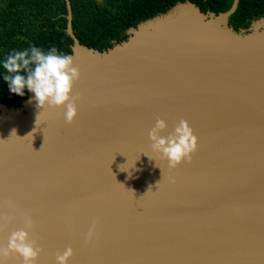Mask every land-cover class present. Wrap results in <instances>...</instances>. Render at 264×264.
<instances>
[{"label": "water", "instance_id": "water-1", "mask_svg": "<svg viewBox=\"0 0 264 264\" xmlns=\"http://www.w3.org/2000/svg\"><path fill=\"white\" fill-rule=\"evenodd\" d=\"M238 1L215 15L185 0L98 52L79 44L65 0L77 116L40 110L29 91L0 104V214L16 208L0 246L31 216L36 264L68 247V264H264V18L235 32ZM158 118L162 136L189 123L191 162L170 168L151 150Z\"/></svg>", "mask_w": 264, "mask_h": 264}, {"label": "trees", "instance_id": "trees-1", "mask_svg": "<svg viewBox=\"0 0 264 264\" xmlns=\"http://www.w3.org/2000/svg\"><path fill=\"white\" fill-rule=\"evenodd\" d=\"M202 13L227 12L234 0H189ZM71 30L79 44L103 52L126 41L129 31L139 24L169 13L185 0H69ZM65 0H0V62L13 50L32 46L43 51L56 47L71 54L73 41L66 32ZM264 18V0H239L229 17L235 31L248 30ZM0 67V104L18 108L27 99L28 90L19 96L9 91Z\"/></svg>", "mask_w": 264, "mask_h": 264}, {"label": "clouds", "instance_id": "clouds-1", "mask_svg": "<svg viewBox=\"0 0 264 264\" xmlns=\"http://www.w3.org/2000/svg\"><path fill=\"white\" fill-rule=\"evenodd\" d=\"M3 80L9 91L23 96L25 89L34 94L40 110L62 109L67 123L77 116L79 94H74L75 84L80 78V69L72 56L58 52L56 47L47 51L32 46L25 50H13L2 62ZM31 103V100L29 101ZM167 125L163 119H157L148 133L151 150L167 160L170 168H176L184 162H191L192 154L197 150V137L189 123L181 119L174 130L162 136ZM15 133V131H13ZM16 218V208L9 203L8 210L0 214V232H3ZM96 222L89 227L85 243L95 234ZM33 221L31 216L23 217V226L11 232L6 245L0 246V264L16 257L21 264H36L43 249L32 238ZM73 256L71 247L56 254V264H68Z\"/></svg>", "mask_w": 264, "mask_h": 264}]
</instances>
